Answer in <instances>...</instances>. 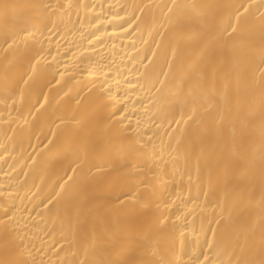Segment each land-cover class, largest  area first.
<instances>
[{"label":"bare ground","instance_id":"bare-ground-1","mask_svg":"<svg viewBox=\"0 0 264 264\" xmlns=\"http://www.w3.org/2000/svg\"><path fill=\"white\" fill-rule=\"evenodd\" d=\"M0 264H264V0H0Z\"/></svg>","mask_w":264,"mask_h":264}]
</instances>
